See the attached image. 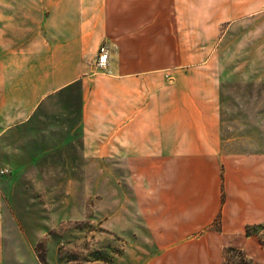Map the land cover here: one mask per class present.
<instances>
[{
  "label": "crops",
  "instance_id": "obj_1",
  "mask_svg": "<svg viewBox=\"0 0 264 264\" xmlns=\"http://www.w3.org/2000/svg\"><path fill=\"white\" fill-rule=\"evenodd\" d=\"M103 44L108 73L95 67ZM240 88L264 109V0H0V145L75 96L83 154L149 175L159 254L148 264H224L229 246L264 264L245 235L264 225V126L253 152L224 140ZM6 207L0 188V264Z\"/></svg>",
  "mask_w": 264,
  "mask_h": 264
},
{
  "label": "rangeland",
  "instance_id": "obj_2",
  "mask_svg": "<svg viewBox=\"0 0 264 264\" xmlns=\"http://www.w3.org/2000/svg\"><path fill=\"white\" fill-rule=\"evenodd\" d=\"M103 47L107 70L98 69ZM109 62L110 48L103 44L96 71L108 73ZM251 94L246 88L232 92L231 106L223 110L224 140H232L233 153L253 152L263 139L264 109L247 107ZM78 114L75 96L58 100L0 145V171H6L0 188L12 244L8 264H148L159 254L153 229L158 212L151 209L150 188L142 186L149 175L117 159L86 157ZM252 226L246 237L264 249V225ZM237 249L252 264L261 259ZM227 261L237 264V254H228Z\"/></svg>",
  "mask_w": 264,
  "mask_h": 264
},
{
  "label": "trees",
  "instance_id": "obj_3",
  "mask_svg": "<svg viewBox=\"0 0 264 264\" xmlns=\"http://www.w3.org/2000/svg\"><path fill=\"white\" fill-rule=\"evenodd\" d=\"M218 222H220V220H218ZM217 222V223H218ZM257 226H252V227H248L247 231H246V234L247 236H252L251 232H250V228H256ZM230 253H235L237 254L238 256V263L237 264H252V262L247 258L246 254L235 248V247H228L226 248L225 250V263L224 264H228V261H227V255L230 254Z\"/></svg>",
  "mask_w": 264,
  "mask_h": 264
},
{
  "label": "built area",
  "instance_id": "obj_4",
  "mask_svg": "<svg viewBox=\"0 0 264 264\" xmlns=\"http://www.w3.org/2000/svg\"><path fill=\"white\" fill-rule=\"evenodd\" d=\"M100 58H99V63H98V69L101 70H107L108 67V52L105 49V47H103L100 51ZM6 171H2L1 173L4 174Z\"/></svg>",
  "mask_w": 264,
  "mask_h": 264
}]
</instances>
